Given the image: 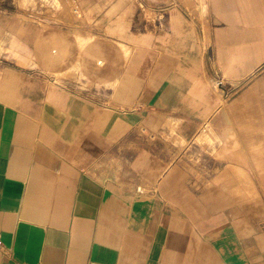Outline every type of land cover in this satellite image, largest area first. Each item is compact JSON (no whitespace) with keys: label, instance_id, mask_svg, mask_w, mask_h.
<instances>
[{"label":"crops","instance_id":"0c3cea01","mask_svg":"<svg viewBox=\"0 0 264 264\" xmlns=\"http://www.w3.org/2000/svg\"><path fill=\"white\" fill-rule=\"evenodd\" d=\"M72 2L0 6V264H264V0Z\"/></svg>","mask_w":264,"mask_h":264},{"label":"rangeland","instance_id":"374dc122","mask_svg":"<svg viewBox=\"0 0 264 264\" xmlns=\"http://www.w3.org/2000/svg\"><path fill=\"white\" fill-rule=\"evenodd\" d=\"M13 1L18 9L27 12L30 17L37 15L45 19L50 16L51 11L54 12V9L58 10L61 6L67 7L70 10V14L75 15V5L72 0H0V6L7 10L13 5ZM142 14L148 18L153 16L148 9H143ZM140 18L142 17L140 16Z\"/></svg>","mask_w":264,"mask_h":264},{"label":"built area","instance_id":"2783aa9c","mask_svg":"<svg viewBox=\"0 0 264 264\" xmlns=\"http://www.w3.org/2000/svg\"><path fill=\"white\" fill-rule=\"evenodd\" d=\"M0 251H1L4 255H6V254L8 253L6 247L4 246V243H3L2 239H1V237H0Z\"/></svg>","mask_w":264,"mask_h":264}]
</instances>
